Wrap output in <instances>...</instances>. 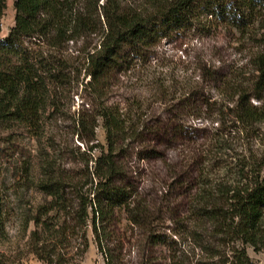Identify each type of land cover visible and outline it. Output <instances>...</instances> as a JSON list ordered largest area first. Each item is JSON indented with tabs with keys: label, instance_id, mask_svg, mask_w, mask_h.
I'll return each instance as SVG.
<instances>
[{
	"label": "trees",
	"instance_id": "trees-1",
	"mask_svg": "<svg viewBox=\"0 0 264 264\" xmlns=\"http://www.w3.org/2000/svg\"><path fill=\"white\" fill-rule=\"evenodd\" d=\"M126 1L132 4L135 0H120ZM141 1V7L132 9L131 5L124 7L112 0H104L101 5L99 0H15V24L0 39V247L9 240L7 208L11 189L18 194L23 188H35L44 196L28 219L34 228L27 246L48 263L62 264L54 260L55 250L48 249L50 244L66 239L80 227L85 246L90 229L107 264H114L103 242L108 239L110 227L118 224L117 215L125 213L135 225L146 221L141 195L124 176L116 151L123 149L127 139L142 142L148 126L132 123L125 109L99 106L91 125L86 117L79 121L82 129H90L92 140L97 137L100 121L104 129L107 148L95 156L92 170L86 161L82 174H71L50 151H43L38 154L40 172L35 177L34 155L21 157L23 134L42 138L44 111L48 106H57V87L67 77L68 58L54 52L65 50L69 43L85 41L80 51L89 77L85 87L99 98L106 93L109 81L129 67L132 58H143L175 32L191 30L208 17L243 29L264 9V0ZM5 8L6 0H0V17ZM99 25V44L91 46ZM254 66L250 88H235L232 97L235 121L247 134H253L264 123V57L254 60ZM211 77L218 82L226 74L215 69ZM246 150L235 164L208 158L207 171L224 167V175L216 178L203 169L195 181L198 204L192 208L193 222L199 227H213L212 239L199 240V246L210 253L209 261L196 264H254L241 246L264 245V149L255 140L247 144ZM149 153L141 158L160 155L157 148ZM153 238L169 245L165 236ZM228 245L225 254L217 250ZM169 261L166 264H172ZM0 264L6 262L0 258Z\"/></svg>",
	"mask_w": 264,
	"mask_h": 264
},
{
	"label": "rangeland",
	"instance_id": "rangeland-1",
	"mask_svg": "<svg viewBox=\"0 0 264 264\" xmlns=\"http://www.w3.org/2000/svg\"><path fill=\"white\" fill-rule=\"evenodd\" d=\"M112 1L124 7L131 5L132 9L143 4L141 0L132 4ZM14 2L6 0L0 17V39L15 24ZM103 3L99 0V5ZM98 12L104 22L100 7ZM97 28L91 46L99 44L102 29L100 25ZM83 43H69L65 50L54 52L68 58L67 77L57 87V106H48L44 111L42 138L36 140L23 134L21 157L34 155L35 177L40 172L38 154L43 151H50L71 174H82L86 161L92 170L95 156L107 148L104 129L100 121L97 137L92 140L90 129H82L79 121L86 117L91 125L99 106L125 109L132 123L148 126L142 142L127 139L123 149L116 151L124 176L138 188L146 221L135 225L128 215L119 213L118 224L110 227L104 246L112 253L114 264L208 262L210 253L199 246V240L212 239L213 227H199L193 222L192 208L198 204L195 181L203 169L216 178L224 175V167L207 171L208 158L235 164L247 152V144L255 140L264 149V123L253 134H247L241 131L231 111L235 88H250L254 60L264 57V9L243 29L208 17L191 30L175 32L143 58H132L129 67L109 81L106 93L99 98L85 87L89 77L80 54ZM215 69L226 74L223 81L216 82L211 77ZM252 102L258 103L254 99ZM128 142L131 145H126ZM155 148L160 152L158 157L141 158ZM9 194V240L0 247L1 260L6 264H56L39 259L27 246L34 228L28 219L44 196L35 188H23L18 194L11 189ZM157 235L169 238V245L155 242L153 237ZM242 247L254 264H264V245ZM48 249L55 250L54 260L62 264H107L90 229L87 246L83 243V229L76 227L74 233L62 241H53ZM229 249L228 245L217 250L225 254Z\"/></svg>",
	"mask_w": 264,
	"mask_h": 264
}]
</instances>
